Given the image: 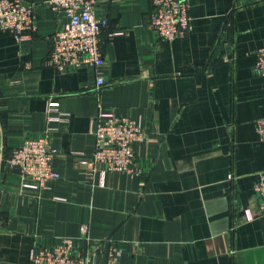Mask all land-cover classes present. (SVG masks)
<instances>
[{
	"label": "crops",
	"instance_id": "obj_1",
	"mask_svg": "<svg viewBox=\"0 0 264 264\" xmlns=\"http://www.w3.org/2000/svg\"><path fill=\"white\" fill-rule=\"evenodd\" d=\"M22 1L36 10L30 38L0 30V264H29L34 246L78 238L83 224L98 264L112 246L117 264H264V0H190L192 31L173 41L150 27L152 0H99L105 62L64 71L47 57L66 14ZM113 117L147 133L135 174L92 160L94 130ZM48 126L60 179L40 191L4 160Z\"/></svg>",
	"mask_w": 264,
	"mask_h": 264
},
{
	"label": "built area",
	"instance_id": "obj_2",
	"mask_svg": "<svg viewBox=\"0 0 264 264\" xmlns=\"http://www.w3.org/2000/svg\"><path fill=\"white\" fill-rule=\"evenodd\" d=\"M99 0H50V7L56 12H64L68 24L56 32L52 38V49L47 57L49 66L64 71L70 66L90 64L96 67L105 62L101 48V35L108 27L107 19L96 15ZM153 11L150 27L166 41H173L192 31L190 0H152ZM36 10L33 4L22 0H0V30L10 32L18 41L30 38L36 30ZM255 72L264 77V48L256 52ZM106 80L99 76L97 87L102 88ZM58 112L57 104L49 106V112ZM64 114L48 116V124L65 120ZM257 132L264 143V118L257 122ZM53 130L47 127L37 138H28L15 148L7 161L9 170L17 171L24 186L44 190L51 180L60 179L55 171L54 158L57 150L52 145ZM94 163L102 166V172L135 174L140 170L138 154L134 146L147 139V133L140 122L130 118L113 117L99 123L94 130ZM233 179V176H230ZM260 198V208L264 215V174L256 185ZM90 227L83 224L78 238L62 237L50 247L34 246L29 255V264H98L96 253L91 247ZM84 243L83 247L80 245ZM120 250L112 246L109 264H117Z\"/></svg>",
	"mask_w": 264,
	"mask_h": 264
},
{
	"label": "trees",
	"instance_id": "obj_3",
	"mask_svg": "<svg viewBox=\"0 0 264 264\" xmlns=\"http://www.w3.org/2000/svg\"><path fill=\"white\" fill-rule=\"evenodd\" d=\"M10 156H11V154L10 155H6V158L4 160V166H6V167H7V161L10 158Z\"/></svg>",
	"mask_w": 264,
	"mask_h": 264
}]
</instances>
